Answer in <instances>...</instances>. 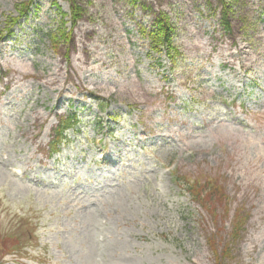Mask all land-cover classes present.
<instances>
[{
  "label": "rangeland",
  "instance_id": "374dc122",
  "mask_svg": "<svg viewBox=\"0 0 264 264\" xmlns=\"http://www.w3.org/2000/svg\"><path fill=\"white\" fill-rule=\"evenodd\" d=\"M28 1L0 0V236L27 246L0 264H264V0H33L4 33ZM160 13L173 58L150 50Z\"/></svg>",
  "mask_w": 264,
  "mask_h": 264
},
{
  "label": "trees",
  "instance_id": "16d2710c",
  "mask_svg": "<svg viewBox=\"0 0 264 264\" xmlns=\"http://www.w3.org/2000/svg\"><path fill=\"white\" fill-rule=\"evenodd\" d=\"M223 1V0H221ZM23 9L20 11V15L25 14L26 10L28 9L29 3L23 4ZM72 14L71 16L72 21L75 20V14H74V7H72ZM16 18L10 19V25L15 23ZM222 23L224 25V28H229V23L227 21L226 12H223L222 15ZM173 32V27L168 22V18L165 14L160 13L158 20L155 22L154 29L149 33V39H150V49L155 53H160L162 51H166L167 53L171 54L172 52L174 54L177 53V50L172 46L171 43V34ZM50 41L55 46V37L50 35ZM172 57V56H171ZM73 120L66 119V120H60L58 126L55 130V137H54V146H57L61 143L62 140H64L63 133L65 132L68 127L73 126L74 123ZM174 180L177 183H180L184 191H187L190 195V197L197 201L203 208H205L208 212L213 214L214 209L217 204L223 203L225 200V194L223 192V188L221 185H219L214 179L205 177L203 182H200L199 179L195 180H189L182 176H175ZM183 182V183H182ZM244 216H241L239 213V210L236 211L234 215V226L231 232V235L233 238L237 237L238 231L241 230L240 225L243 223ZM3 236H0V245H6L7 242L14 245L18 242L17 239L13 240H6L3 239ZM213 244V242H212ZM229 251V248L224 246L221 252L222 255H227ZM219 264V263H216Z\"/></svg>",
  "mask_w": 264,
  "mask_h": 264
},
{
  "label": "bare ground",
  "instance_id": "6f19581e",
  "mask_svg": "<svg viewBox=\"0 0 264 264\" xmlns=\"http://www.w3.org/2000/svg\"><path fill=\"white\" fill-rule=\"evenodd\" d=\"M92 30H93V28H88V27H83L79 32H78V38L76 39V43H75V45H76V49H78V50H81L83 53H85V55H87L88 54V52L90 51V49L88 48V46H87V44H86V42L84 41V39L82 38L83 36H85L86 34H90V32H92ZM80 32H82L83 34H80ZM77 33H75V35H76ZM87 58H81V63H85V60H86ZM78 60V59H77ZM56 67H58V66H56ZM60 70V67L59 68H57V71H59ZM49 74H53L52 72H50ZM46 76V78H40V80H41V83L44 85V84H46V85H49V84H51L52 82H54V79H53V77L52 76Z\"/></svg>",
  "mask_w": 264,
  "mask_h": 264
}]
</instances>
